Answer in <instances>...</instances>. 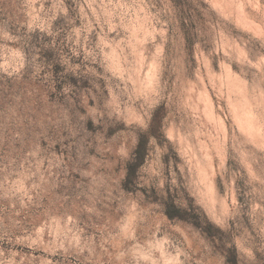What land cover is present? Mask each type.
Listing matches in <instances>:
<instances>
[{
    "label": "rangeland",
    "instance_id": "rangeland-1",
    "mask_svg": "<svg viewBox=\"0 0 264 264\" xmlns=\"http://www.w3.org/2000/svg\"><path fill=\"white\" fill-rule=\"evenodd\" d=\"M0 264H264V0H0Z\"/></svg>",
    "mask_w": 264,
    "mask_h": 264
},
{
    "label": "trees",
    "instance_id": "trees-1",
    "mask_svg": "<svg viewBox=\"0 0 264 264\" xmlns=\"http://www.w3.org/2000/svg\"><path fill=\"white\" fill-rule=\"evenodd\" d=\"M146 138L143 136L141 137L139 144L137 146L135 156L132 162L129 163L127 167V178H126V185L130 184L133 182L134 177L136 176V173L139 169V167L142 165L144 161V157L146 154ZM171 218L174 217L175 215L170 214L169 215Z\"/></svg>",
    "mask_w": 264,
    "mask_h": 264
}]
</instances>
